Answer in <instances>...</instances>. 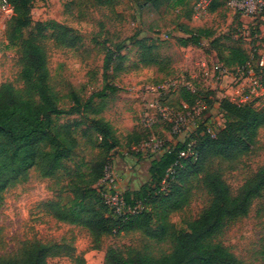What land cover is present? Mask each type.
I'll return each mask as SVG.
<instances>
[{
  "label": "rangeland",
  "instance_id": "374dc122",
  "mask_svg": "<svg viewBox=\"0 0 264 264\" xmlns=\"http://www.w3.org/2000/svg\"><path fill=\"white\" fill-rule=\"evenodd\" d=\"M32 1L31 18L34 22L54 20L74 29L81 38L79 45L73 49L58 47L53 41L46 43L51 85L61 97L60 106L71 108L74 105L73 95L78 96L83 103L94 97L88 117L83 119L84 124L78 129L80 144L74 159L67 163V169L71 171L79 166L82 172H87L92 161L101 155L89 142H92L93 131H90L89 137L82 134L90 130L92 118H105L113 125L121 143L117 148L119 153H110L106 158H111L120 179L125 180L123 193L139 190L148 184L151 160L161 155H137L131 152V148L140 143L138 136L145 129V102L138 88L180 78L193 83L200 90L215 91L217 96L213 98L215 102L207 115V127L215 134L226 122L220 110V93L224 90L216 79V65L219 63L229 67L225 62L228 46L241 45L249 54L251 47L256 44L249 32L263 31V25H254L246 19L241 21L223 6L195 20L194 0H184L180 5L175 0L159 9L147 0H104L110 2L108 5H101L98 0ZM10 18L0 5V85L11 82L22 88L18 45L9 43L8 38ZM182 26L200 33L203 37L201 45L179 41L176 30ZM243 26L248 28L246 33L241 30ZM168 32H172V36L166 40L164 35ZM214 40L218 42L213 45ZM140 43L154 48L160 65L141 61ZM117 50L120 52L116 53ZM108 51L115 52L116 56L105 73L104 61ZM204 63L207 70L203 67ZM97 94H101V97ZM167 101L182 106L179 90L172 93ZM79 118L78 115L65 116L62 121L70 122ZM149 132L164 139L169 146L179 142L178 138L170 136L160 121ZM263 166L264 127L250 154L237 162L217 160L212 165L221 171L234 194ZM68 170L61 171L53 179H42L32 172L28 181L4 193L0 207V255L18 253L25 243L33 241L73 246L76 249L75 257L84 258L86 264H105V254L110 247L123 252L129 248L142 250L147 247L156 256L170 252L169 242L157 243L140 231L106 235L100 248L95 249L86 229L58 222L45 212L41 203L47 200H60L68 206L73 204L75 196L72 189L67 187L71 181ZM189 187L188 204L182 211L169 216V221L177 228H185L187 222L196 219L210 201L199 181L192 180ZM162 217L163 214L155 217L153 228L161 224ZM263 239L264 195L253 203L248 216L229 224L217 241L228 247L245 264H264V257L260 253ZM49 263L76 264L73 258L67 256L52 257Z\"/></svg>",
  "mask_w": 264,
  "mask_h": 264
},
{
  "label": "trees",
  "instance_id": "16d2710c",
  "mask_svg": "<svg viewBox=\"0 0 264 264\" xmlns=\"http://www.w3.org/2000/svg\"><path fill=\"white\" fill-rule=\"evenodd\" d=\"M154 8L175 0H147ZM184 0H178L177 5ZM32 0H7L13 9L8 21L9 43L18 45L19 78L22 88L11 82L0 85V207L4 193L11 187L26 182L32 172L42 179H53L61 171H67V163L74 159L79 146L78 129L84 124L92 108L93 98L82 102L73 95L74 105L69 109L60 106L61 97L51 85L48 51L46 43L53 41L61 48L73 49L80 43V36L74 29L54 20L34 22L31 18ZM101 5L110 2L98 0ZM195 4V0H194ZM216 1L211 11L224 6ZM226 8V7H225ZM239 19V16H235ZM259 26L264 25L260 21ZM190 36L179 38L183 44L202 43V35L191 28L181 27ZM213 41V45L217 43ZM141 61L149 65H160L154 48L140 43ZM225 62L228 68L245 64L249 54L241 45L228 46ZM120 51L117 50L116 53ZM115 52L108 51L104 61V72L109 71ZM210 92L198 90L193 94L185 88L179 90L182 102L193 104L195 99L205 100L212 108L215 100ZM100 96L101 94H97ZM170 104H174L168 101ZM177 106V105H176ZM220 110L225 124L213 134L206 124L190 135L188 142H194L196 159H184L176 168L175 178L163 182L167 170L176 162L185 146L177 144L158 158L151 160L150 182L136 191L124 192L128 204L142 203L144 209L127 221L116 217L106 206L96 190L104 175L110 153H119L120 139L113 125L105 118H92L90 130L82 135L89 137L93 131L92 147L100 151L87 172L77 166L68 175L67 185L75 196L71 206L60 200H47L41 203L45 212L58 222L86 229L92 237L95 249L100 248L104 236L121 231H140L157 243L169 242L171 250L160 256L144 248H129L127 252L110 247L105 254V264H245L228 247L217 241L227 226L248 216L253 203L264 195V166L250 176L239 191L234 194L219 169L212 165L215 161L233 163L250 154L258 143V135L264 127V102L238 106L227 99L220 100ZM98 113V112H97ZM78 115L73 121H62L65 116ZM150 132L146 129L139 134L141 142ZM192 180L199 181L210 197L209 204L185 228L169 221V216L182 211L190 200ZM149 210H151L149 212ZM159 210V212H158ZM156 211V212H154ZM161 211V212H160ZM109 212V213H108ZM163 217L161 224L153 228L155 217ZM76 249L66 244H51L41 241L25 243L18 253L0 255V264H50L52 257L67 256L76 264H86L84 258L75 257ZM264 257V239L261 245Z\"/></svg>",
  "mask_w": 264,
  "mask_h": 264
},
{
  "label": "built area",
  "instance_id": "2783aa9c",
  "mask_svg": "<svg viewBox=\"0 0 264 264\" xmlns=\"http://www.w3.org/2000/svg\"><path fill=\"white\" fill-rule=\"evenodd\" d=\"M216 1L224 2L226 9L233 16H239L241 21L246 19L254 25L264 21V0H195V20L206 16ZM0 5L6 14L12 16L13 9L9 6L7 0H0ZM262 28V32L257 30L249 32L256 44L251 47L249 59L245 64L235 68H228L219 63L216 65V79L224 90L221 93L218 92L221 95L220 99H227L238 106L250 103L259 105L264 102V60L259 59L261 48L259 46L261 40L264 39V25ZM241 30L246 33L245 31L248 28L243 26ZM176 35L180 38L190 36L182 28L176 30ZM171 36L172 32H168L164 35V38L167 40ZM203 67L206 69L205 63ZM181 88H185L193 94L200 90L193 83L180 78H170L161 84L138 88V92H140L145 102L144 128L152 131L157 121H160L163 123V127L169 131L170 136L179 139L177 144L181 143L185 146L180 151L176 162L167 170V176L163 182L164 189L168 186V181L174 180L176 168L181 164L182 160L196 159L194 142H188L187 140L202 124L207 123V115L211 110L209 104L201 98L195 99L193 104L181 101L182 106L168 103L167 98ZM205 91L217 96L215 91ZM145 95H147L146 98ZM210 98L212 99L213 95ZM176 145L169 146L164 139L151 134L139 144L134 145L131 148V152L137 155L141 153L162 154ZM119 180L120 175L115 170L111 160H109L105 166L104 175L96 186V190L110 211L125 222L130 217L139 214L144 209V206L142 203H137L134 206L127 203L124 193L119 187Z\"/></svg>",
  "mask_w": 264,
  "mask_h": 264
},
{
  "label": "crops",
  "instance_id": "0c3cea01",
  "mask_svg": "<svg viewBox=\"0 0 264 264\" xmlns=\"http://www.w3.org/2000/svg\"><path fill=\"white\" fill-rule=\"evenodd\" d=\"M260 44H261V48H260V53H259V59L264 60V39L261 40ZM125 185H126L125 180L120 179L119 180V187L121 190L125 187Z\"/></svg>",
  "mask_w": 264,
  "mask_h": 264
}]
</instances>
